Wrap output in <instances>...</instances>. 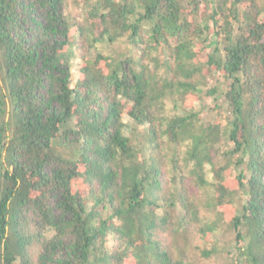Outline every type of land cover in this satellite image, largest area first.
I'll list each match as a JSON object with an SVG mask.
<instances>
[{"label":"trees","instance_id":"1","mask_svg":"<svg viewBox=\"0 0 264 264\" xmlns=\"http://www.w3.org/2000/svg\"><path fill=\"white\" fill-rule=\"evenodd\" d=\"M72 2L0 0V264H264V0Z\"/></svg>","mask_w":264,"mask_h":264},{"label":"rangeland","instance_id":"2","mask_svg":"<svg viewBox=\"0 0 264 264\" xmlns=\"http://www.w3.org/2000/svg\"><path fill=\"white\" fill-rule=\"evenodd\" d=\"M67 13H70L71 15H74L76 17H81L82 15V6H77L75 4H73L72 0H69V3L67 5V9H66ZM101 49L104 50L105 52H109L111 49L106 47L105 45L101 46ZM114 50H118V51H127V46L125 43H119L116 45V47H114ZM78 61H80V57L79 59H77ZM210 84L211 85H220L221 88H225L227 83L224 82V78L219 77V73H217L216 75L212 76L210 78ZM219 103H223V99H220L218 101ZM194 105L197 109L200 110L201 112V118L203 120H211V119H219L220 121H222L223 123L226 122V116L227 113L225 110H220V108H217L215 110H213V108L215 107L216 103L215 102H211L210 98L207 95L202 96V98H200L199 100H196L194 102ZM218 111V113L216 112ZM219 111L220 114H219ZM126 121L128 123H131L130 118L128 116L125 117ZM218 236L220 237V239L222 240V242H230L232 243L233 241V233H223V232H219ZM229 243V244H230ZM231 260V256H224V264H229V261Z\"/></svg>","mask_w":264,"mask_h":264}]
</instances>
